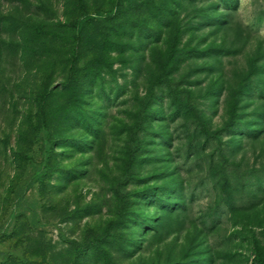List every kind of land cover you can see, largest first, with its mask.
I'll use <instances>...</instances> for the list:
<instances>
[{
    "label": "rangeland",
    "instance_id": "374dc122",
    "mask_svg": "<svg viewBox=\"0 0 264 264\" xmlns=\"http://www.w3.org/2000/svg\"><path fill=\"white\" fill-rule=\"evenodd\" d=\"M0 264H264V0H0Z\"/></svg>",
    "mask_w": 264,
    "mask_h": 264
},
{
    "label": "trees",
    "instance_id": "16d2710c",
    "mask_svg": "<svg viewBox=\"0 0 264 264\" xmlns=\"http://www.w3.org/2000/svg\"><path fill=\"white\" fill-rule=\"evenodd\" d=\"M72 56H73V54H72Z\"/></svg>",
    "mask_w": 264,
    "mask_h": 264
}]
</instances>
